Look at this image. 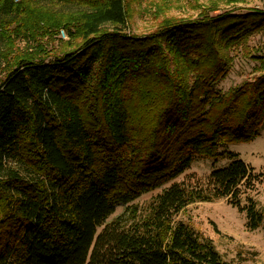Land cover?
Listing matches in <instances>:
<instances>
[{
    "label": "trees",
    "instance_id": "1",
    "mask_svg": "<svg viewBox=\"0 0 264 264\" xmlns=\"http://www.w3.org/2000/svg\"><path fill=\"white\" fill-rule=\"evenodd\" d=\"M28 1L0 0V26L44 24ZM58 1L81 7L72 26L82 40L50 60L19 56L0 80V264H224L209 238L173 216L194 202L239 205L243 194L247 226L260 224L264 207L247 193L258 172L234 152L202 183L163 188L140 220H106L114 205L175 178L193 157L263 129L264 71L227 92L214 83L230 70L231 51L264 32V10L170 17L130 36L118 27L127 22L125 0ZM132 91L146 95L136 118L146 132L125 104ZM123 164L141 176L119 189Z\"/></svg>",
    "mask_w": 264,
    "mask_h": 264
},
{
    "label": "rangeland",
    "instance_id": "2",
    "mask_svg": "<svg viewBox=\"0 0 264 264\" xmlns=\"http://www.w3.org/2000/svg\"><path fill=\"white\" fill-rule=\"evenodd\" d=\"M28 2L35 4L40 12L45 13V23L40 21L39 25L36 23L33 27H25L21 21H15L0 26V80L4 78L6 68L19 56L41 58L50 55V60L54 56H61L63 52L73 50L82 40L81 31L77 32L72 26V22L76 21V13L81 9L79 5L65 4L58 0ZM125 5L127 22L118 27L121 32L130 36L148 35L170 17L191 22L201 14L213 17L223 11L238 13L254 8L264 10V0H125ZM11 15L14 14L11 12L8 17ZM23 15L21 14L20 19ZM52 22L64 24L65 27H46V24ZM105 27L117 29L110 24H105ZM246 44V48L242 50L231 51L233 60L230 70L214 83L219 91L227 92L243 81H253L264 71V59L256 58H264V32L253 33ZM249 50L252 53L250 57L247 56ZM143 96L146 95L133 92L125 104L135 116L132 123L143 126L146 132L149 125H142L141 121L136 120L145 113L147 107ZM145 132L135 136L138 138L135 140L137 143L145 138ZM217 152L215 156L193 157L184 172L155 189L141 193L129 203L130 205H114V211L106 222L116 216L125 220V225L140 220L146 214L151 199L163 188L178 181L202 183L213 168L223 167L229 162V152L236 153L238 158L258 172L257 180L247 193L256 201V206L264 207V127L252 139L230 142L218 147ZM121 172L123 179L119 189L129 185V180L141 176L132 174L134 171L125 164L122 165ZM239 198V205L231 204L227 198L188 204L173 216V222L181 221L200 238H209L224 264H264V216L257 227H248L245 211L240 209V206L246 203L244 195L240 194ZM101 229L102 226L97 227L96 233Z\"/></svg>",
    "mask_w": 264,
    "mask_h": 264
}]
</instances>
